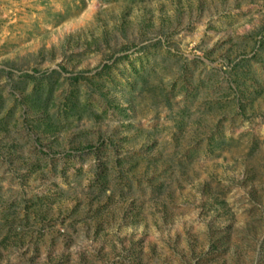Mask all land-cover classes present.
Here are the masks:
<instances>
[{
    "label": "rangeland",
    "instance_id": "obj_1",
    "mask_svg": "<svg viewBox=\"0 0 264 264\" xmlns=\"http://www.w3.org/2000/svg\"><path fill=\"white\" fill-rule=\"evenodd\" d=\"M0 264H264V0H0Z\"/></svg>",
    "mask_w": 264,
    "mask_h": 264
}]
</instances>
